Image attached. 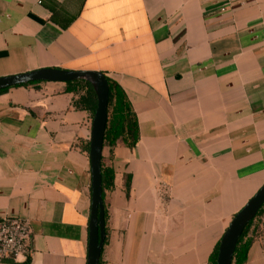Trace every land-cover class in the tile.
Returning a JSON list of instances; mask_svg holds the SVG:
<instances>
[{
	"label": "crops",
	"instance_id": "1",
	"mask_svg": "<svg viewBox=\"0 0 264 264\" xmlns=\"http://www.w3.org/2000/svg\"><path fill=\"white\" fill-rule=\"evenodd\" d=\"M43 68L102 72L137 121L133 147L103 143L101 264H211L264 183V0H0V77ZM82 92L0 91V218L32 233L20 264L87 263ZM254 225L241 264H264V215Z\"/></svg>",
	"mask_w": 264,
	"mask_h": 264
},
{
	"label": "water",
	"instance_id": "2",
	"mask_svg": "<svg viewBox=\"0 0 264 264\" xmlns=\"http://www.w3.org/2000/svg\"><path fill=\"white\" fill-rule=\"evenodd\" d=\"M84 79L95 91L96 107L92 116L88 145L90 167V211L88 221L87 263L98 264L105 239L104 202L101 186V158L107 123L108 82L100 71L43 68L22 74L0 77V91L31 82H67ZM264 203V183L233 215L217 247L215 264H231L238 238L247 223Z\"/></svg>",
	"mask_w": 264,
	"mask_h": 264
},
{
	"label": "trees",
	"instance_id": "3",
	"mask_svg": "<svg viewBox=\"0 0 264 264\" xmlns=\"http://www.w3.org/2000/svg\"><path fill=\"white\" fill-rule=\"evenodd\" d=\"M108 82V104H107V123L104 132L103 143L107 142L110 145H114L118 139L128 147H133L138 140V126L135 115L132 111L130 103L126 99L124 92L121 87L108 77H106ZM39 82H31L28 84L17 85H32ZM66 91L68 92H78L83 91L79 97L73 101V106L75 108L88 110L93 116L96 107V95L92 84L84 79L67 81ZM85 150H88V143L83 145ZM113 170L108 167H104L101 164V186H102V198L103 191L105 189H110L113 186ZM264 215V203L256 212L253 219H251L245 226L242 234L237 240L234 253L232 256L231 264H241L246 258V252L254 237L258 235V231L254 227L252 228L253 233L248 235L250 226L253 222L260 220ZM104 219L106 220V211L104 209ZM105 239L104 244L107 241V231L105 229ZM219 243V242H218ZM218 243L214 247L212 253L209 256V262L215 264ZM98 264H101V259H99Z\"/></svg>",
	"mask_w": 264,
	"mask_h": 264
},
{
	"label": "built area",
	"instance_id": "4",
	"mask_svg": "<svg viewBox=\"0 0 264 264\" xmlns=\"http://www.w3.org/2000/svg\"><path fill=\"white\" fill-rule=\"evenodd\" d=\"M32 233L25 220L18 217L0 218V262L20 264L31 253Z\"/></svg>",
	"mask_w": 264,
	"mask_h": 264
}]
</instances>
